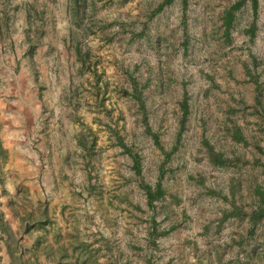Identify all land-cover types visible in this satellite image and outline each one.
Masks as SVG:
<instances>
[{
  "label": "rangeland",
  "instance_id": "374dc122",
  "mask_svg": "<svg viewBox=\"0 0 264 264\" xmlns=\"http://www.w3.org/2000/svg\"><path fill=\"white\" fill-rule=\"evenodd\" d=\"M164 1L0 0L29 264H264V0Z\"/></svg>",
  "mask_w": 264,
  "mask_h": 264
},
{
  "label": "crops",
  "instance_id": "0c3cea01",
  "mask_svg": "<svg viewBox=\"0 0 264 264\" xmlns=\"http://www.w3.org/2000/svg\"><path fill=\"white\" fill-rule=\"evenodd\" d=\"M13 211L14 208L12 209L11 205L3 203L0 199V264H29L28 255L37 256L38 254L41 255L43 252H37L36 241L33 244V242L28 239L29 237L26 234V230L24 231L27 223L25 217H21L20 214H16V212L14 213ZM20 226L23 227V230H20ZM34 235L36 238L39 237L36 236L37 234ZM28 240L30 242H28ZM82 245H86V243H82ZM92 247L93 245H87L79 249L82 250V253L87 251V254L92 257L101 255V252H106L103 247ZM53 250L56 254V263L65 262V264H75L74 259L71 260L69 258L70 248L57 246L56 244V246H53ZM57 256H60L59 260ZM37 260L39 261V259ZM99 261L96 263H103Z\"/></svg>",
  "mask_w": 264,
  "mask_h": 264
},
{
  "label": "trees",
  "instance_id": "16d2710c",
  "mask_svg": "<svg viewBox=\"0 0 264 264\" xmlns=\"http://www.w3.org/2000/svg\"><path fill=\"white\" fill-rule=\"evenodd\" d=\"M172 0H165L162 4H160L157 9H161L162 5H166L168 3H170ZM255 1V0H253ZM163 191L161 189V187L159 185H156L155 189H151V188H147V200L149 202H153L155 199L159 198L160 196H162ZM153 230V229H152Z\"/></svg>",
  "mask_w": 264,
  "mask_h": 264
}]
</instances>
